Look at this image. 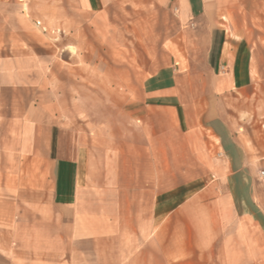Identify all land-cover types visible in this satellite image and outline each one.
<instances>
[{
	"label": "crops",
	"instance_id": "obj_1",
	"mask_svg": "<svg viewBox=\"0 0 264 264\" xmlns=\"http://www.w3.org/2000/svg\"><path fill=\"white\" fill-rule=\"evenodd\" d=\"M147 1L140 57L96 55L88 34L107 25L80 15L64 46L82 119L46 106L36 122L0 56V264H254L264 213L240 115L264 107V0ZM19 5L0 0V34Z\"/></svg>",
	"mask_w": 264,
	"mask_h": 264
},
{
	"label": "rangeland",
	"instance_id": "obj_2",
	"mask_svg": "<svg viewBox=\"0 0 264 264\" xmlns=\"http://www.w3.org/2000/svg\"><path fill=\"white\" fill-rule=\"evenodd\" d=\"M19 9L24 16L19 15V31L12 34H0V56L17 58L19 64L12 65V72L18 73V80H14L13 88L18 91L19 108L29 106L34 113L31 115L37 122L43 121V110L51 106V114L58 118L73 120L76 116L82 119V115L76 112V104L81 100L76 96L75 81V50L65 48L64 45L74 44L71 40L79 20L83 24L96 20L101 26L98 32L89 33L95 47H98L96 55L99 57H140V35L138 25L140 18L146 17L147 0H103L99 5L104 16L97 14H85L81 12L79 0H19ZM27 4L29 7L27 9ZM152 9V7H149ZM107 12L109 17H107ZM20 14V12H19ZM149 14V13H148ZM81 15V17H80ZM14 23V22H13ZM66 30L69 33L57 32ZM149 37V36H148ZM112 48H107V46ZM66 63V64H64ZM10 66L3 65L2 68ZM202 70L201 66L195 67ZM86 74H83L85 78ZM28 77V80H26ZM5 84L6 82L0 81ZM83 88H92V84L83 80ZM85 102H91L90 97H83ZM101 102L105 97L94 98ZM248 113L240 115L241 123L246 127L243 130L246 142L254 136V160L248 161V166L256 173V199L261 211L264 213V107L252 109ZM233 115V109H230ZM48 120V118L46 119ZM80 121V120H79ZM240 122V120H239ZM234 123V122H233ZM258 246L257 255L254 256V264H264V246L261 242L254 241Z\"/></svg>",
	"mask_w": 264,
	"mask_h": 264
}]
</instances>
